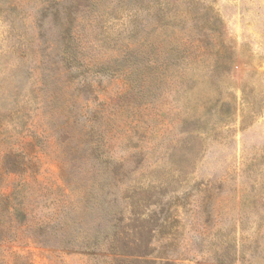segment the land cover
<instances>
[{"label": "rangeland", "instance_id": "1", "mask_svg": "<svg viewBox=\"0 0 264 264\" xmlns=\"http://www.w3.org/2000/svg\"><path fill=\"white\" fill-rule=\"evenodd\" d=\"M5 264H264V0H0Z\"/></svg>", "mask_w": 264, "mask_h": 264}, {"label": "trees", "instance_id": "2", "mask_svg": "<svg viewBox=\"0 0 264 264\" xmlns=\"http://www.w3.org/2000/svg\"><path fill=\"white\" fill-rule=\"evenodd\" d=\"M4 240L0 238V264H5L3 260H1V254H2V245L4 244Z\"/></svg>", "mask_w": 264, "mask_h": 264}]
</instances>
